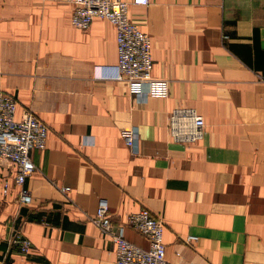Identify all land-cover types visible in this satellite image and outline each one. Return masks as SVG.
Here are the masks:
<instances>
[{"label":"crops","instance_id":"crops-1","mask_svg":"<svg viewBox=\"0 0 264 264\" xmlns=\"http://www.w3.org/2000/svg\"><path fill=\"white\" fill-rule=\"evenodd\" d=\"M74 8L0 0V85L17 99L16 117L30 108L50 129L47 147L31 150L30 203L19 200L16 165L0 157V264H114L113 241L91 219L101 197L143 247L128 213L160 216L171 264H264V0L129 3L151 37L152 74L169 83L166 97L144 99L123 78L94 75L118 59L115 24L95 16L78 27ZM177 105L203 115L200 139L170 138ZM130 125L137 151L120 133ZM16 227L28 252L11 241Z\"/></svg>","mask_w":264,"mask_h":264},{"label":"built area","instance_id":"built-area-1","mask_svg":"<svg viewBox=\"0 0 264 264\" xmlns=\"http://www.w3.org/2000/svg\"><path fill=\"white\" fill-rule=\"evenodd\" d=\"M75 3L72 23L78 27H88L95 16H102L115 24L118 59L115 63L95 64L94 75L102 78H123L127 81L129 91L136 98L144 99L152 95L166 97L169 83L164 77L152 74V53L150 34L141 29L128 14L129 3L147 4L149 0H71ZM227 37V34H223ZM1 80V74H0ZM18 102L15 96L6 92L0 85V157L16 165L13 180L20 186L19 200L23 204L32 201L30 188L26 179L36 169L31 156L34 148L47 147L49 125L30 109L25 108L21 117H16ZM203 115L194 106L177 105L168 113L167 129L174 141L187 143L200 139L204 134ZM124 142L133 151L138 149L139 133L135 125L120 129ZM62 190L70 189L69 185L61 186ZM10 191V181H4L3 192ZM94 224L103 235L114 243V264H171L165 257L163 241L164 221L154 215L148 207L128 213L127 222L144 234L148 246L137 245L124 236L123 225L112 222L109 205L101 197L91 216ZM196 238L189 234L184 240ZM11 241L19 245L20 250L31 249V239L20 228L16 227Z\"/></svg>","mask_w":264,"mask_h":264},{"label":"bare ground","instance_id":"bare-ground-1","mask_svg":"<svg viewBox=\"0 0 264 264\" xmlns=\"http://www.w3.org/2000/svg\"><path fill=\"white\" fill-rule=\"evenodd\" d=\"M129 14V13H128ZM130 17V16H129Z\"/></svg>","mask_w":264,"mask_h":264}]
</instances>
